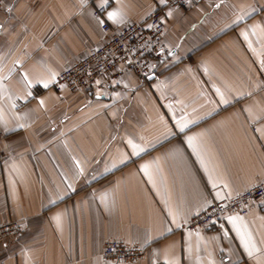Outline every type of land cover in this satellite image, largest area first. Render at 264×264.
I'll list each match as a JSON object with an SVG mask.
<instances>
[{"label":"crops","instance_id":"obj_1","mask_svg":"<svg viewBox=\"0 0 264 264\" xmlns=\"http://www.w3.org/2000/svg\"><path fill=\"white\" fill-rule=\"evenodd\" d=\"M102 3L5 0L0 10V223L26 222L0 243V264H264V200L238 215L251 256L227 219L183 228L264 180V0L165 7L169 54L153 79L127 72L84 92L37 83L102 45L100 21H144L165 5L109 0L96 15ZM109 240L146 255L107 259Z\"/></svg>","mask_w":264,"mask_h":264},{"label":"built area","instance_id":"obj_2","mask_svg":"<svg viewBox=\"0 0 264 264\" xmlns=\"http://www.w3.org/2000/svg\"><path fill=\"white\" fill-rule=\"evenodd\" d=\"M200 1L167 0L164 6L157 8L144 21L127 20L120 26L103 22L102 28L108 33L107 40L73 65L66 67L57 76L54 87L60 89L67 86L82 92L110 90L112 84L127 72L142 79L156 74L169 54L164 40L165 7L188 8ZM4 7L5 0H0V10ZM105 10L106 6L98 7L95 14L101 15ZM263 200L264 180L230 199L211 203L195 213L183 228L204 229L226 220L228 216L245 215L254 204ZM25 229L26 222L22 220L13 219L0 223V243L17 240ZM103 255L115 261H136L146 255V249L130 247L121 240H109L104 244Z\"/></svg>","mask_w":264,"mask_h":264},{"label":"snow or ice","instance_id":"obj_3","mask_svg":"<svg viewBox=\"0 0 264 264\" xmlns=\"http://www.w3.org/2000/svg\"><path fill=\"white\" fill-rule=\"evenodd\" d=\"M108 2H109V0H103V3L99 7L103 8V7L107 6ZM160 3L161 4H166V0H160ZM9 11H10V9H9ZM171 14L172 13L169 12L167 15L171 16ZM116 16H117L116 12H109L108 13V19H110V20L114 19ZM100 23H103V21H100ZM243 35H245V39H246L247 35L246 34H243ZM261 63H262V66H264V61H262ZM25 79H27V77H25ZM54 82H55V74H52L51 80H38L37 81V83H42L45 88H47L50 83H54ZM97 83H99V82H97ZM29 87H31V83H29ZM216 91H217V93H220L219 89H216ZM29 95H31V93H29ZM220 96H221L220 102L224 103V104H227L228 101L226 99H224L223 93H220ZM43 103L44 102L41 100L40 101L41 106H43ZM13 106H15V105H13ZM177 123H179V122H177ZM20 127H23V125H20ZM184 127H186V125L185 124H181L180 125V130L183 131ZM193 140H194L193 137H188V141L187 142L191 145ZM128 144L131 145V147L133 149V155H138L139 152L137 151V149L139 148V146L134 144L131 140L128 141ZM139 151H143V149L140 148ZM77 167L79 168V164L78 163H77ZM142 170L145 173H147L148 165L142 166ZM80 172H81V174L83 173V169L82 168L80 169ZM213 186L215 187V185H213ZM69 187H71V186L69 185ZM217 196L219 197V193H217ZM56 219H59V217H57ZM226 219L232 225L233 229H235L237 234L240 236V239H241V242H242L244 248L248 250V255L251 256L252 255V251L253 250H258V249H255V244L252 242L250 235H248L247 238H246V234L244 232H242L241 225L238 224V221H242V217H240L238 215L237 216H228ZM173 222H175V220H173ZM177 227H179V225H177ZM221 227H223V225ZM169 231H170V229H169ZM225 235H227V232H225Z\"/></svg>","mask_w":264,"mask_h":264},{"label":"water","instance_id":"obj_4","mask_svg":"<svg viewBox=\"0 0 264 264\" xmlns=\"http://www.w3.org/2000/svg\"><path fill=\"white\" fill-rule=\"evenodd\" d=\"M156 76V74H151L148 78L153 79Z\"/></svg>","mask_w":264,"mask_h":264}]
</instances>
